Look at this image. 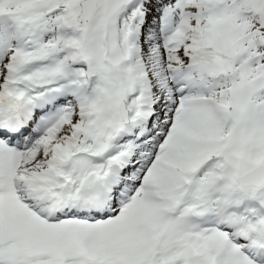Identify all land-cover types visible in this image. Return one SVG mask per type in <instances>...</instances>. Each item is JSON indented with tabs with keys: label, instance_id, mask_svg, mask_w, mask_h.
Masks as SVG:
<instances>
[{
	"label": "snow or ice",
	"instance_id": "6c2138e0",
	"mask_svg": "<svg viewBox=\"0 0 264 264\" xmlns=\"http://www.w3.org/2000/svg\"><path fill=\"white\" fill-rule=\"evenodd\" d=\"M0 264H264V0H0Z\"/></svg>",
	"mask_w": 264,
	"mask_h": 264
}]
</instances>
